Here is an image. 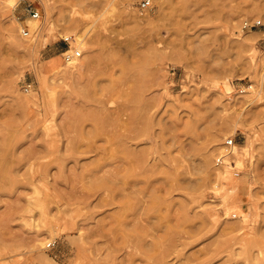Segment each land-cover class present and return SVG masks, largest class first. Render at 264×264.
I'll list each match as a JSON object with an SVG mask.
<instances>
[{
	"label": "rangeland",
	"instance_id": "374dc122",
	"mask_svg": "<svg viewBox=\"0 0 264 264\" xmlns=\"http://www.w3.org/2000/svg\"><path fill=\"white\" fill-rule=\"evenodd\" d=\"M141 2L0 0V264H264V93L242 99L263 71L264 0ZM66 49L89 64L70 71ZM229 136L254 143L220 178Z\"/></svg>",
	"mask_w": 264,
	"mask_h": 264
},
{
	"label": "bare ground",
	"instance_id": "6f19581e",
	"mask_svg": "<svg viewBox=\"0 0 264 264\" xmlns=\"http://www.w3.org/2000/svg\"><path fill=\"white\" fill-rule=\"evenodd\" d=\"M262 4V3H261ZM262 8V7H261ZM28 19H29V22H30V26H31V28L33 29V30H38V33L40 34L41 33V37L42 36H44V26L42 25V19L41 18H39V17H37V18H35V17H31L30 16V18H29V16H28ZM69 20V19H68ZM71 20V19H70ZM72 21V20H71ZM75 21V20H74ZM77 21V20H76ZM79 21V20H78ZM77 21V22H78ZM42 22V23H41ZM73 22V21H72ZM79 23V22H78ZM82 23V22H81ZM75 24H76V22H75ZM77 25V24H76ZM75 25V26H76ZM81 25V24H80ZM37 34V33H36ZM16 36V35H15ZM65 37H67V38H70L69 37V35H65ZM75 42H76V44H80V45H84L85 44V42H86V39H85V34L84 33H82V32H78L77 34H76V38H75V40H74ZM41 42L42 43H45V42H47V38H41ZM41 43V44H42ZM15 44L17 45V46H19L20 44H21V40L20 39H18V37L16 36V39H15ZM25 48H31V50L32 49H34L35 48V42H34V40H32L30 43H28V44H25V46H24ZM80 51L81 52V50L80 49H75L74 51ZM68 51H71L70 49H68ZM72 52V51H71ZM77 59V55H74L73 57H72V59H70V60H65L66 62H69V65H70V67H69V69H70V71H81L83 68H85L89 63H86V62H84V61H77L76 60ZM88 62V61H87ZM261 65V64H260ZM59 66V63H51V62H46L45 63V67L46 68H48V69H50L51 70V72H53V73H55V71H57L58 69H57V67ZM262 66H263V71H262V73L261 74H258L257 75V81H256V85L254 86V84H249L248 85V87H251V89H249V92H251V93H249V94H247V95H244L243 97H242V99L246 102V104L247 105H249V104H251V103H253L254 101H256V99H257V97L258 98H260V97H262L263 96V93H264V61H263V63H262ZM43 68H44V66H42L41 67V70H43ZM262 68V67H261ZM69 71V70H68ZM67 71V72H68ZM38 73H41V71H40V69H39V71H38ZM103 80L102 79H98V80H96V84L98 85V87L99 88H104L105 86V84L102 82ZM247 88L245 87V88H243L242 90L244 91V90H246ZM136 94L137 93H133L132 94V96H131V98H133L132 99V101L134 100V102H133V114H132V118L129 120V122H128V126H127V128H129V130H131L132 132H133V136L134 137H136V136H142L143 134H145L146 132H147V129H148V123H147V121L145 120V114L142 112V103H141V98H140V100L139 99H137L138 98V96H136ZM17 96V95H16ZM18 97V100H21V99H23V97L21 96V95H18L17 96ZM241 99V98H240ZM99 101V100H98ZM132 137V136H131ZM253 143H254V139L251 137V136H249V138L247 139V141L246 142H244L243 144H236V142H235V144L231 147L232 149L230 150L231 152L229 153H227L226 154V157H225V160L223 161V162H219L218 160H217V158H216V160L214 161V162H212L211 163V167L212 168H214L215 169V171H216V176L217 177H220L221 178V176H224L225 175V167H227V160H228V158H231V157H233V158H235L236 160H238V164H243V166H246V165H244V157L242 156L243 155V152H251V147H252V145H253ZM222 148H223V146H222ZM224 152V150H222L221 149V154ZM218 157V156H217ZM207 158V157H206ZM204 162V165L205 166H208V165H210L209 163V161H208V159L207 160H204L203 161ZM210 167V166H209ZM227 170V169H226ZM227 173L229 174V171H227ZM228 176V175H227ZM239 177L240 176H238V177H236V178H233V180H237V179H239ZM218 183V182H217ZM227 192L228 193H233L234 192V189H233V187L232 188H228L227 189ZM227 194V193H226ZM223 195V194H222ZM221 195V198H222V200H224L223 201V203L225 202V203H227V202H229L230 201V199L231 200H234L235 198L236 199H241V193L239 192V191H237L236 193H235V195H223L222 196ZM241 201V200H240ZM224 203V204H225ZM229 205V204H228ZM239 207V206H238ZM241 207V206H240ZM244 208V207H243ZM227 210V209H226ZM242 210V209H241ZM228 211V210H227ZM243 215H248V211L246 210V211H243ZM243 217V216H242ZM244 219V218H243ZM227 227H228V229H234V228H236V227H239V225H227ZM41 242H43V241H41Z\"/></svg>",
	"mask_w": 264,
	"mask_h": 264
},
{
	"label": "built area",
	"instance_id": "2783aa9c",
	"mask_svg": "<svg viewBox=\"0 0 264 264\" xmlns=\"http://www.w3.org/2000/svg\"><path fill=\"white\" fill-rule=\"evenodd\" d=\"M150 1L151 0H142L141 2V7L145 8L147 7L149 4H150ZM27 12L32 16V17H35L37 18L38 16H40V9L39 7L35 6L34 4L30 3L28 6H27ZM263 22H262V19H255L254 21H251L250 19H246L243 23V26L244 27H248V28H252V27H256L258 25H262ZM21 32L23 35H28L30 34V27L28 24H23L21 26ZM68 38L66 37V40ZM63 56H64V59H66L67 61L72 59V57L74 55H80L81 52L78 50V51H68V49L64 50L62 52ZM26 89H29L30 88V83H26L25 85ZM246 85L242 88H240V90H242L243 88H245ZM236 142V138L235 136H229L226 138L225 140V144H224V152L220 155H218L217 157V160L219 162H223L225 160V157H226V154L229 152H231L230 150L232 149L231 147L235 144ZM241 173V170L238 168V166H236V164L234 163L233 164V175L235 176H238L239 174ZM234 215H236V213H233ZM55 244V240H51V241H48L47 243V246L49 247H52L53 245Z\"/></svg>",
	"mask_w": 264,
	"mask_h": 264
}]
</instances>
